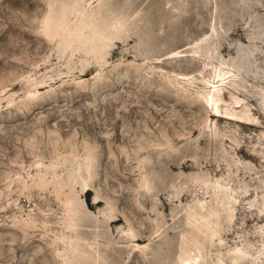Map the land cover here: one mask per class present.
Returning a JSON list of instances; mask_svg holds the SVG:
<instances>
[{
	"label": "rangeland",
	"instance_id": "1",
	"mask_svg": "<svg viewBox=\"0 0 264 264\" xmlns=\"http://www.w3.org/2000/svg\"><path fill=\"white\" fill-rule=\"evenodd\" d=\"M188 259L264 264V0H0V264Z\"/></svg>",
	"mask_w": 264,
	"mask_h": 264
},
{
	"label": "bare ground",
	"instance_id": "2",
	"mask_svg": "<svg viewBox=\"0 0 264 264\" xmlns=\"http://www.w3.org/2000/svg\"><path fill=\"white\" fill-rule=\"evenodd\" d=\"M196 261V259H194ZM183 264H194L192 260L188 259L183 262Z\"/></svg>",
	"mask_w": 264,
	"mask_h": 264
}]
</instances>
